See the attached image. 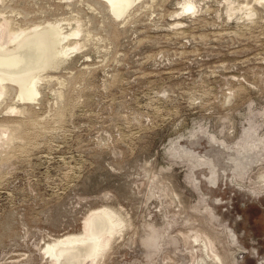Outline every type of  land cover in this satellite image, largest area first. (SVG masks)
<instances>
[{
  "label": "rangeland",
  "instance_id": "374dc122",
  "mask_svg": "<svg viewBox=\"0 0 264 264\" xmlns=\"http://www.w3.org/2000/svg\"><path fill=\"white\" fill-rule=\"evenodd\" d=\"M103 1L6 5L81 27L83 48L39 102L0 101V128L20 127L0 140V264H52L48 244L102 209L122 232L96 264H221L212 247L264 264V3L138 0L119 19Z\"/></svg>",
  "mask_w": 264,
  "mask_h": 264
},
{
  "label": "bare ground",
  "instance_id": "6f19581e",
  "mask_svg": "<svg viewBox=\"0 0 264 264\" xmlns=\"http://www.w3.org/2000/svg\"><path fill=\"white\" fill-rule=\"evenodd\" d=\"M8 1L13 2V0H0V101H6L13 95V92H16V96L21 101L33 103L38 100L39 102L41 97L39 99L38 97L42 94L41 82L53 79L52 76H44L43 73L46 70L49 71V69H57L75 51L74 49L78 48L80 50L83 48V43L80 44L79 40L76 43L73 41L74 44L71 43V38L79 36L83 31L81 27H74L68 32L59 22L40 23L33 27L30 26L31 28L24 27L19 20L6 15L5 9ZM136 1L138 0H105L103 2H107L115 17L120 19L130 7L133 8ZM257 1L264 3V0ZM193 8L192 4L183 6L184 10H192ZM248 10L252 14L251 17L256 13L254 7L250 6ZM127 19L129 18L127 17ZM69 23L71 24V22ZM82 28L84 30V27ZM90 34L86 35L90 36ZM9 109L16 112V114L25 112V109L22 108L10 107ZM4 111L6 112V110ZM13 117L16 118L15 115ZM19 132V126L1 127L0 140L4 138L9 141L15 140ZM120 225L121 220L115 211L102 209L84 220L83 233L67 235L54 240L48 244L46 254H49L52 258V264H96L95 262L99 260V257L103 259L102 255H104V251H107L105 249L110 245L111 240H113L112 237H114ZM211 252L215 261L224 264L213 247ZM199 264L208 263L206 259H203Z\"/></svg>",
  "mask_w": 264,
  "mask_h": 264
},
{
  "label": "flooded vegetation",
  "instance_id": "af4514ba",
  "mask_svg": "<svg viewBox=\"0 0 264 264\" xmlns=\"http://www.w3.org/2000/svg\"><path fill=\"white\" fill-rule=\"evenodd\" d=\"M257 253H258V252H257ZM253 254H254V253H253ZM259 257H260V256H259V253H258V255H256V257H254V258H257V259H258Z\"/></svg>",
  "mask_w": 264,
  "mask_h": 264
}]
</instances>
